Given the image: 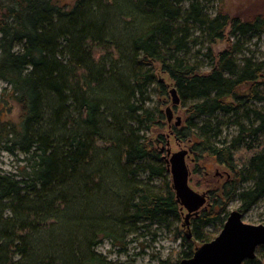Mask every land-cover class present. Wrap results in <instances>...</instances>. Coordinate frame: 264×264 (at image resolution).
I'll return each instance as SVG.
<instances>
[{
  "label": "trees",
  "instance_id": "obj_1",
  "mask_svg": "<svg viewBox=\"0 0 264 264\" xmlns=\"http://www.w3.org/2000/svg\"><path fill=\"white\" fill-rule=\"evenodd\" d=\"M259 36L264 12L209 15L202 0H0V81L20 110L0 120V143L30 162L20 180L0 173V264H114L95 252L99 236L123 246L180 220L171 184H153L166 162L140 134L157 121L143 102L158 73L171 84L158 79L159 94L174 88L185 109L177 138L230 173L170 264L212 240L202 230L223 225L230 201L244 213L264 198V50L237 58L239 42ZM201 37L227 39L216 56L208 49L206 72L187 58Z\"/></svg>",
  "mask_w": 264,
  "mask_h": 264
},
{
  "label": "rangeland",
  "instance_id": "obj_2",
  "mask_svg": "<svg viewBox=\"0 0 264 264\" xmlns=\"http://www.w3.org/2000/svg\"><path fill=\"white\" fill-rule=\"evenodd\" d=\"M60 2L63 4H72L73 0H60ZM202 3L209 15H213L218 9L227 11L232 17L240 16L242 18L264 12V0H202ZM227 32H229V29ZM227 34L228 33H226V38H228ZM196 36L199 37L198 34ZM226 38L212 44L207 43L202 37L198 38L195 43L189 45L187 58L191 60L192 63L198 64L201 71H208L210 68V60L205 57L208 49L210 48L216 56L226 48ZM231 40L236 41L237 38H231ZM238 45V59L252 56L259 60L264 50V36L251 38L246 41L243 39ZM156 78L157 81L158 79H163L164 84L169 87L171 86L167 76L158 73ZM157 81H154L148 86L144 97L145 101L143 102L145 108L154 112L157 121L151 128L142 131L140 134H144L148 138L151 148L156 149L158 152L163 148L164 151L160 152V155L163 156L164 159L167 158L166 150L168 149L170 153H176L182 150L187 151L188 156L185 162L189 171V187L199 194L206 193L209 198L212 192H214V196L220 194L219 189L222 187V184L229 179L230 173L226 171L223 166L217 165L212 158L206 156L200 159L192 150L190 142L181 141L177 138L174 133L176 118H180V126H178V128L183 129L186 118L184 113L185 109L180 105H172L169 94L168 96H161L157 88ZM10 93V86L0 81V120L18 122L20 119V110L18 106L10 100ZM136 98L139 99V96ZM167 108L171 109L172 120L170 123L166 120ZM158 112L162 113L161 118L157 116ZM222 135L223 137L228 136L227 138L235 135V128L230 127L224 129ZM29 165L30 162L27 161L25 155L18 152L10 154L3 148V143H0L1 174H9L20 180L23 174L22 169ZM144 178V176L141 177V180ZM168 182L172 186L170 172L167 173L164 179L155 180L153 184L157 189L164 191L165 184ZM209 198L205 206L199 210L198 214L210 205ZM239 208V201L233 199L227 204L226 213L229 214L232 211L239 210ZM242 214L244 223L250 225H264V198ZM185 215L186 211L183 210L180 214V220L169 228L163 225H147L146 228L137 230L135 233L126 234L121 241L123 246L116 245L117 243L112 242L110 239L99 236L96 239L97 244L94 250L114 264H170L180 251L181 238L186 235H188V239H192L193 237L194 217L185 221ZM185 223H187V225H185ZM222 226L219 223H211L206 225L202 232L206 234L207 237L214 239L220 233ZM194 245L196 247L200 246L197 242H195ZM255 260L264 264V247H259L256 250Z\"/></svg>",
  "mask_w": 264,
  "mask_h": 264
},
{
  "label": "water",
  "instance_id": "obj_3",
  "mask_svg": "<svg viewBox=\"0 0 264 264\" xmlns=\"http://www.w3.org/2000/svg\"><path fill=\"white\" fill-rule=\"evenodd\" d=\"M172 105H179L176 90L169 91ZM167 120L172 118L171 109H166ZM180 125L176 118L175 126ZM168 152L167 168L171 174L172 188L177 202L185 209V221L197 216L205 206L207 194H199L188 185L189 171L185 162L187 151ZM240 210L228 214L220 233L211 241L195 248L192 257L181 260L178 264H243L253 260L258 247H264V225H250L242 220ZM187 225V223H185ZM187 238H189L187 236Z\"/></svg>",
  "mask_w": 264,
  "mask_h": 264
},
{
  "label": "flooded vegetation",
  "instance_id": "obj_4",
  "mask_svg": "<svg viewBox=\"0 0 264 264\" xmlns=\"http://www.w3.org/2000/svg\"><path fill=\"white\" fill-rule=\"evenodd\" d=\"M171 120H172V119H171ZM171 120H170V121H168V122L170 123V122H171ZM163 151H164V150H163V148H161V149H160V152H163ZM167 151H170V150H169V149H168V150H166V156H167V158H166V159H168V158H169V157H168V152H167ZM162 158L164 159V157H163V156H162ZM166 159H164V161H165ZM165 162H166V161H165ZM208 198H209V197H207V199H206V203H207V201H208ZM206 203H205V204H206ZM200 209H201V208H200ZM180 210H181V212H182V211H183V210H185V209H184V208H183V207L180 205ZM191 217H195V216H191ZM191 217H190V218H191ZM186 236H188V235H186ZM258 248H259V247H258ZM258 248H257V249H258Z\"/></svg>",
  "mask_w": 264,
  "mask_h": 264
}]
</instances>
